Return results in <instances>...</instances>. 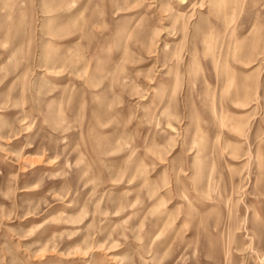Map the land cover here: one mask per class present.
<instances>
[{
    "label": "rangeland",
    "instance_id": "1",
    "mask_svg": "<svg viewBox=\"0 0 264 264\" xmlns=\"http://www.w3.org/2000/svg\"><path fill=\"white\" fill-rule=\"evenodd\" d=\"M180 2L0 0V264H264V0Z\"/></svg>",
    "mask_w": 264,
    "mask_h": 264
},
{
    "label": "bare ground",
    "instance_id": "2",
    "mask_svg": "<svg viewBox=\"0 0 264 264\" xmlns=\"http://www.w3.org/2000/svg\"><path fill=\"white\" fill-rule=\"evenodd\" d=\"M185 1H186V0H181L180 3H181V4H184ZM251 28H253V27H251ZM258 32H259V33H258V35H259L258 37L261 38V33H260V31H258ZM241 46H242V45H241ZM240 48H241V47H240ZM240 50H241V49H240ZM256 51H257V47H256ZM248 79H249V78H248ZM251 153H252V152H251Z\"/></svg>",
    "mask_w": 264,
    "mask_h": 264
}]
</instances>
